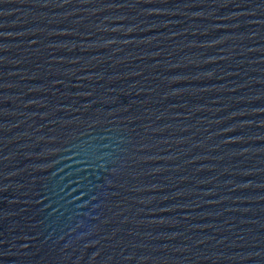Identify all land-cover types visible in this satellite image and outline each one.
Returning a JSON list of instances; mask_svg holds the SVG:
<instances>
[{"label": "water", "instance_id": "1", "mask_svg": "<svg viewBox=\"0 0 264 264\" xmlns=\"http://www.w3.org/2000/svg\"><path fill=\"white\" fill-rule=\"evenodd\" d=\"M0 264H264V0H0Z\"/></svg>", "mask_w": 264, "mask_h": 264}]
</instances>
